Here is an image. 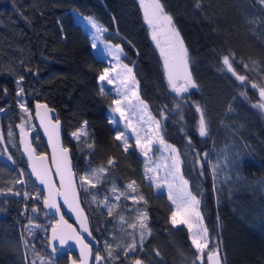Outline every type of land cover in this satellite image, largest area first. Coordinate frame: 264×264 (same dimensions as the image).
Masks as SVG:
<instances>
[{"label": "trees", "instance_id": "1", "mask_svg": "<svg viewBox=\"0 0 264 264\" xmlns=\"http://www.w3.org/2000/svg\"><path fill=\"white\" fill-rule=\"evenodd\" d=\"M160 2L189 53V72L196 87L183 98L168 87L140 0H0V108L4 109L0 112V193H4L0 194V264H37L47 256L55 264L79 261L74 253L57 256L60 249L53 254L50 232L55 219L45 214L43 195L21 153L17 126L24 124L22 115L26 118L16 95L21 75L22 98L31 116L37 103L46 104L62 122L63 140L72 152L78 177L92 168L108 167L109 158L115 161L96 189L86 193L79 188L98 245L95 255L105 257L104 264H135L136 259L142 264H194L198 254L187 228L172 226L173 208L167 195L156 194L148 184L139 150L132 145L126 153L115 140L109 115L114 97L102 94L98 81L109 63L97 57L74 13L91 17L106 29L104 40L123 49V63L133 68L141 100L160 122L164 141L178 150L182 177L201 201L203 221L213 242L220 245L223 264H264V109L256 107L259 87L264 86V4L260 0ZM229 54L235 56L236 74L247 78L244 85L222 63ZM251 84H257V89ZM197 104L207 121L204 138L198 135ZM84 122L87 136L78 141L71 134ZM34 136L37 152L47 154L39 133ZM9 155L15 165L7 160ZM23 178L31 186L30 194L40 192L39 200L7 194L10 188L28 191L17 183ZM132 181L134 195L143 196L146 203L122 198L108 215L100 206L109 196L108 189L115 185L124 192ZM136 209L148 216L151 234L144 250L132 258L122 252L107 261L104 249L112 238L123 245L133 239L139 244L135 229L126 234L122 230L139 224ZM121 216L127 218L125 228L118 224ZM30 225L41 229L26 234Z\"/></svg>", "mask_w": 264, "mask_h": 264}, {"label": "snow or ice", "instance_id": "2", "mask_svg": "<svg viewBox=\"0 0 264 264\" xmlns=\"http://www.w3.org/2000/svg\"><path fill=\"white\" fill-rule=\"evenodd\" d=\"M260 2L264 4V0H260ZM140 6L143 8L144 20L151 29V39L155 42V46L159 50V55L160 57H162L164 75L167 80L168 87L171 89L172 93L176 94L177 97L183 98V94L188 93L190 88L196 87L189 72L190 58L183 38L180 36L179 31L174 27L172 16L166 13L164 6L161 4L160 0H140ZM195 7L199 9L201 7L200 3L197 2L195 4ZM80 18L88 23L90 29L94 30L95 33L100 34L106 31V29H103L101 26L95 23L91 17ZM95 41L96 38L94 37L92 42L93 49H96ZM109 52L111 53L112 58L118 62L121 60V56L124 55L123 49L120 45H115L114 48L109 47ZM234 62V54L225 55L223 57L222 63L227 67V71L235 76L236 80L241 82V85H244L247 78L243 75L236 74L233 68ZM23 79L24 77L23 75H21L16 81L18 87V91L16 93L18 97L17 103L19 105L21 113L28 114L30 110L27 107L26 102L22 98L24 89L22 86H20ZM117 80H119L120 83L119 86L114 89V91L116 92L118 98L113 99L112 101V104L114 105V107L112 108V112L118 114L119 120L110 119V123H112L114 126H118L120 121H125L126 130L115 131L114 138L117 142H120V146H122L123 150L127 153L130 149L132 134H134L135 147L140 150V154L145 161V176L149 180H151L152 177L148 174L153 171H157L161 166L160 164L153 161L152 157L149 155V153H154L155 151L159 150L158 147L153 146L154 141L152 139L151 133L153 131L159 133L160 122L154 121V118L149 117V120L154 121L155 129H153L152 127H147L142 138L140 131L137 128L133 127L130 118V115H135L138 112L143 113L146 107L143 101L140 100V97L138 95V81H136L135 75L133 73V68L123 63H120L119 70L115 66L105 67L102 73L98 76V81L101 82L100 91L102 93L104 92L103 82H106L108 85H113ZM257 87V84H251L252 89H257ZM259 97L260 103L256 105V107L264 109V86L259 87ZM194 107L195 111L200 114L198 121V135L199 137L204 138L208 135L207 121L200 106L197 104L194 105ZM36 109L37 116L40 118L41 123L45 124V121H47V124H45V132L49 136V143L52 144L53 154L51 162L55 165L56 174L60 177L59 188H57L55 184L49 179L50 169L46 166V158L44 156H36L35 150L31 148V145L27 143L24 138V124L27 123V120L23 115L21 119L24 120V124L17 126L20 129V143L24 145V151L28 155L32 173L37 176V178L40 180V183L45 185L47 189V195L43 196L44 207L49 210H55L56 213H59L60 205L57 203L58 197H63L64 203L68 204L70 198L73 202H75L77 187H79L86 193L91 192V190L93 189H96L97 184L93 183V180H96L98 182L102 178L103 174L110 172V169L114 165L115 161L109 158L108 167L91 169V171L86 172L85 175L78 178L75 177L70 166L69 150L67 148L58 147L59 120L57 119L54 124L52 123L51 117L49 115L52 110L48 109L47 105H41L37 103ZM41 109H44V111L41 112ZM2 111H4V109L0 108V112ZM126 113H129V115H126ZM140 120H143V116L140 117ZM86 129L87 122H84L81 128L77 131H74L71 135L78 141L82 140L87 136ZM54 137L55 142L53 139ZM13 138L14 133H12V131L10 130L9 141H12ZM2 139L3 137L0 136V140ZM188 143L191 144V138L188 139ZM159 144L163 146L164 151L168 153V159L172 161L171 164H165L167 172L164 177L166 181H169V177L171 178V180L167 184V187L169 189L168 199L172 202L173 205H175V208L171 211L170 216V222L172 226L187 227V231L190 234L191 244L192 246H194L198 253L194 264H222L220 245L218 242H213L208 228L203 225V216L200 208L201 201L197 198V195L188 190V181L184 180L182 177H179V165L181 161L179 158L178 150L171 145L165 144L162 137L159 140ZM13 146L15 145L13 144ZM88 146L89 148L92 147L91 144H89ZM206 156L207 154H205V157ZM7 160L15 165V161L12 159L11 155L7 157ZM20 175L23 176V172H21ZM178 177L180 183L176 184L175 182ZM17 183L23 185L24 180L19 179L17 180ZM160 186L161 185L157 184V187ZM108 191L109 196H106L104 198V207L107 209L108 215H112V208L117 206L113 203V200L119 203L123 198L124 201L131 200L134 204H139L141 201L146 203L143 196L134 195V193H136L135 181L128 183L126 185V191L124 192L118 193L117 187L115 185L108 189ZM7 194L15 197L22 196L25 200H28L30 198L39 200L41 198L40 192H37L35 197H30V194L27 191L22 193L20 191H14L11 188L8 189ZM95 199L96 197L93 196V200ZM123 207L124 205L121 204L122 210ZM76 210L78 212L79 219L80 213L83 210L79 209L78 205ZM32 211L35 213L38 210L36 208H33ZM129 211H132V209L129 208ZM136 212L137 216L140 217L139 224L137 225L136 223H131L128 226L138 230L139 244H137L136 240L133 239V242L131 244H128L124 247V254L128 258H132V256L135 255L137 251L144 250V241L147 236L151 234L147 222V212H141L139 209H136ZM121 220H123L122 216ZM59 222H63L64 224L67 223L63 220L62 215ZM80 223L83 227V230L87 232L88 229L85 225V221L81 220ZM68 228L70 229L71 225H68ZM28 231L30 232L31 228H29ZM52 232L54 233L52 237L53 241L58 239L60 245H65L68 240L75 238L76 242L82 245V257L85 255V249L88 250L87 254H90L91 249L87 244L83 243V240L82 238H80L79 233H75V236H73L61 231L59 236H57V229L55 226L52 227ZM73 232H75V230H73ZM89 235H91V233H89ZM106 247L111 248L112 246L110 244H106ZM117 247H119V245H117ZM52 251H56L55 245H53ZM112 255L113 253L109 251L108 256L111 257ZM155 255L159 257L160 253L156 252ZM95 260L98 262V264H104L106 258L97 254L95 256ZM33 264H35V262H33ZM73 264H75V262H73ZM135 264H142V261L140 259H136Z\"/></svg>", "mask_w": 264, "mask_h": 264}, {"label": "rangeland", "instance_id": "3", "mask_svg": "<svg viewBox=\"0 0 264 264\" xmlns=\"http://www.w3.org/2000/svg\"><path fill=\"white\" fill-rule=\"evenodd\" d=\"M74 17H75V21L79 25H81L83 27L85 33H87L89 35V37L91 39V43L93 42V38L94 37L96 38V41H95L96 42V49H94V52L97 55V57L104 58L109 63V66H115L119 70L120 69V63H123L124 55L121 56V60L119 62L116 61V60H114L112 58L111 53L109 52V47L114 48L115 46L107 43L104 40L103 35H104L105 31L102 32V33H100V34H97V33L94 32V30L90 29L88 23H86L84 20H82L80 18V17H83V16H81L79 14L77 15V13H74ZM113 75H115V74H113ZM99 83H100V88H101V82H99ZM119 83H120L119 80H117L116 83L113 84V85H108L106 82H103L104 92L102 94H105V95L110 94V95H112L114 97V99L118 98V96H117L116 92L114 91V89L117 86H119ZM137 90H138V93H139L138 85H137ZM129 95H130V93H129ZM139 97H140V95H139ZM140 100H141V98H140ZM144 105L146 106L145 103H144ZM150 114L151 113H150L148 107L146 106L143 113H139L138 112L135 115H130V118H131L133 127L137 128L140 131L142 138H143V134H144L145 129L147 127H152L153 129H155L154 121H158L157 119H155ZM109 115H110V119L119 120L118 114L113 113L112 110L110 111ZM126 115H129V113H126ZM141 116H143V120H140V117ZM149 117L154 118V121L149 120ZM26 120H27V123L24 124V126H25V133L24 134L30 136L33 139L34 143H37L36 136H34V133H36L38 131H37V127L35 126L33 117L31 116L30 113L26 114ZM125 124H126L125 121H120L119 125L118 126H114V127H115L116 131L117 130H126ZM151 135H152V139L154 141V145L153 146L154 147H158L159 150L158 151H155L154 153H149V155L152 157L153 161H155L156 163L160 164L161 166H160V168L157 171H153V172H151V173L148 174V175H150L152 177L151 180H149L147 177H146V179H147L148 184H150L151 186H153V189L155 190L156 194L161 195V196H162V194H165L168 197L169 189L167 187V184L171 180V178L169 177V181H166L164 179V177L166 175V172H167V168L165 167V164H171L172 161L168 159V153L165 152L164 149H163V146L159 144L160 138L161 137L163 138L162 126L160 125V131H159V133H157L156 131H153L151 133ZM134 141H135V137H134V134H132V138H131V141H130V149H131V147H133L132 145H135V142ZM163 141H164V139H163ZM142 142H143V139H142ZM164 143L167 144L165 141H164ZM13 144H14V141L12 143V146H13ZM139 152H140V150H139ZM141 158H143V157L141 156ZM179 158H180V156H179ZM143 160H144V158H143ZM180 161H181V159H180ZM181 165H182V162L179 165V168H180L179 177H182L183 176L182 175V166ZM94 169H96V168H94ZM179 177L177 178V180L175 182L176 184H179L180 183ZM182 178L184 179V177H182ZM98 182L96 180H93V183H96L97 184ZM157 184H159L161 186L160 187H157ZM20 186H22V185H20ZM24 187L26 189H28L27 192L30 194L31 186L27 185V183L25 182V179H24ZM187 187H188V190H189V186L188 185H187ZM29 188H30V191H29ZM117 192L119 193L121 191H118L117 190ZM35 196L36 195L33 194V192L30 194V197H35ZM33 200H36V199H33ZM100 202H101V204H100L101 208L104 209L105 211H107V209L104 207V199L102 201H100ZM169 202L171 203L172 208L174 210L175 205H173L170 200H169ZM113 203L117 205L118 202H116V201L113 200ZM34 208L37 209V207H34ZM114 208L115 207H113L112 210ZM43 209H44V212H45L44 205H43ZM35 214L38 215L37 212L34 213V216H36ZM45 214H46V212H45ZM126 220H127V218H123V220H121V219L119 220V223L118 224H119L120 228H125V226L128 223ZM56 222L57 221L55 220V224L54 225L57 226V223ZM203 225L205 226L204 221H203ZM177 227H180V226H177ZM122 230H123V233L124 234H126L127 232L133 233V231H134L133 228H131V229L125 228V229H122ZM135 230H136V232H138L137 229H135ZM119 242H120V240H119ZM119 242L117 241V239H113L112 238V240L108 243L112 247L111 248H106L105 247L104 253H106V255H107V261H110L112 257H117L122 252H124V247L126 245H123L122 243H119ZM117 245H119V247H117ZM109 251H111L113 253V255L111 257L108 256V252ZM56 253L57 252H53V254H56ZM205 258H206V256H205ZM108 259H110V260H108ZM55 261L56 260L54 258H51L50 256H47V258L40 259L37 262V264H55Z\"/></svg>", "mask_w": 264, "mask_h": 264}, {"label": "water", "instance_id": "4", "mask_svg": "<svg viewBox=\"0 0 264 264\" xmlns=\"http://www.w3.org/2000/svg\"><path fill=\"white\" fill-rule=\"evenodd\" d=\"M41 105H46V104H41ZM48 109H50V108L48 107ZM50 110H52V109H50ZM40 111L43 112L44 109H41ZM49 115L51 117L52 123L54 124L57 120L56 112L52 110L49 113ZM33 120H34L35 126L37 127V131H38L42 141H44V143L47 147V154H43V153L39 154L37 152V150L34 146V141L30 136L24 134V138H25L26 142L31 145V148L35 150L36 156H44L46 158V160H45L46 166L50 169L49 179L55 184V186L57 188H59L60 177H59V175L56 174L55 165L51 162L52 161L53 148H52V144L49 143V136L45 132V124H47V121H45V124L41 123L40 118L37 116L36 107L34 110ZM53 139L55 142V137ZM63 139H64V128H63L62 122L59 120L58 147L66 148ZM20 149H21L22 156H23V158H24V160L28 166V174L31 176V178L33 179L35 184H37V186L40 189V192L44 196H46L47 195V189H46L45 185L40 183V180L37 178V176L32 173L31 167H30V162L28 159V155L24 151V145H22L21 143H20ZM68 150H69L70 166L73 170L75 177L78 178L76 171H75V164L73 161L72 152L70 149H68ZM57 203L60 205V212L59 213H56L55 210H49V209H46L44 207L46 214L49 217L54 218L57 221L56 222L57 226H55L57 229L56 235L59 236L61 231H63L66 234H71L73 236H75V233H79V236H80V238H82L83 243L87 244L89 246V248L91 249V252H90V254H87L88 250L85 249L84 250L85 255L82 257V245L80 243H77L75 238L68 240L65 245H60L58 239L53 241L52 237H53L54 233L52 232V230L50 232L51 246L53 247V245H55L56 249H61V252L63 254H69V253L76 254L79 257L80 261L75 262V264H82V259H83V264H98V262L95 260L96 255L94 253V250L98 248V245H97V241L94 238V235L92 234V231H91L90 220H89V218H88V216H87V214L83 208V205H82V199H81L79 187H77V189H76V200H75V202H73L70 198L69 203L66 204V203H64L63 197H58ZM77 205H78L79 209L83 210L80 213L79 219H78V212L76 210ZM61 215L63 216V220L67 222L66 224H64L63 222H59ZM85 217H86V220H85ZM81 220L85 221V225L88 229L87 232H85L83 230V227L80 223ZM68 225H71L70 229L68 228ZM29 228H31V231H36V230L39 231L41 229V226H37V227L35 225L27 226L26 234L29 233V231H28ZM73 230H75V232H73ZM89 233H91V235H89ZM222 264H223V260H222Z\"/></svg>", "mask_w": 264, "mask_h": 264}, {"label": "flooded vegetation", "instance_id": "5", "mask_svg": "<svg viewBox=\"0 0 264 264\" xmlns=\"http://www.w3.org/2000/svg\"><path fill=\"white\" fill-rule=\"evenodd\" d=\"M61 254H63L62 252H61V249L59 250V252L57 253V256L58 255H61ZM80 261V260H79ZM79 261H77V262H79Z\"/></svg>", "mask_w": 264, "mask_h": 264}]
</instances>
